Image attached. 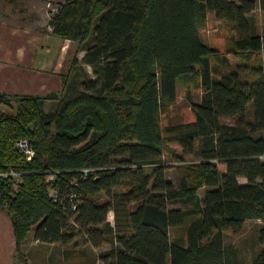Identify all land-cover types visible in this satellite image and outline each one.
Instances as JSON below:
<instances>
[{
	"label": "trees",
	"instance_id": "obj_1",
	"mask_svg": "<svg viewBox=\"0 0 264 264\" xmlns=\"http://www.w3.org/2000/svg\"><path fill=\"white\" fill-rule=\"evenodd\" d=\"M53 4L52 33L78 41L81 64L73 58L76 72L60 92L0 93L10 110L0 111V209L11 218L19 257L33 231L42 244L67 246V257L82 255L68 247L80 237L109 245L98 254L101 264H264V67L252 80L237 70L214 76L199 33L212 11L239 32L237 48L264 53V34L250 17L256 8L264 12V0ZM193 73L200 100L164 130L160 114L176 101L177 78ZM231 117L235 123L222 121ZM20 139L32 155L19 150ZM166 150L172 160L196 154L199 161L173 180ZM101 192L109 199L100 201ZM178 202L194 207L170 206ZM257 219L263 247L247 260L223 232ZM181 226L185 237H172Z\"/></svg>",
	"mask_w": 264,
	"mask_h": 264
},
{
	"label": "rangeland",
	"instance_id": "obj_2",
	"mask_svg": "<svg viewBox=\"0 0 264 264\" xmlns=\"http://www.w3.org/2000/svg\"><path fill=\"white\" fill-rule=\"evenodd\" d=\"M48 0H26L25 2L17 3L14 7L18 9L31 10V16L25 14L26 12L19 13L18 10H12L9 8L8 21L17 24H25L28 26H36L37 29H44L47 26V22L50 18L49 9H55L56 5L50 4ZM53 3V2H52ZM33 4L37 6H33ZM48 10V12H47ZM25 15V16H23ZM252 20L255 22V32L264 34V12L260 8H256L251 14ZM49 26V24H48ZM50 27V26H49ZM52 30V29H51ZM201 39L210 47V62L213 68V75L219 76L223 72L237 70L243 79L252 80L256 77V67H264V53L253 51H242L235 46V39L240 34L229 23L222 19H219L214 12H207L206 19L199 30ZM91 70V69H90ZM89 70V71H90ZM202 95V89L200 84V75L198 73L184 74L177 78V98L173 104L168 105L160 114L161 127H173L180 123L187 117L186 105L193 101H199ZM47 108V106H46ZM54 107H48L47 110H51ZM0 111H10L9 108L1 106ZM247 116L252 118V103L247 105ZM225 123H235L236 117L223 118ZM167 135V132H164ZM199 156L191 155L187 156L184 161L172 160L171 156L165 151L163 162L169 163L170 166L166 169L167 176L170 179L175 180L181 175V171L184 169L183 165L190 163H198ZM239 180L244 182L246 179L240 177ZM125 187H118L116 191H120ZM204 191V188L199 189V195ZM100 201L109 199V195L101 192L98 195ZM170 206H182L184 208L194 207L193 203H173ZM108 219L114 223L115 215L111 211L108 215ZM261 220H248L243 225L239 232H235L233 229H225L223 232L224 240L226 243H231L242 258L249 260L252 253L262 249L263 244L258 241V229ZM172 237H185V227H176L171 229ZM67 246L61 244H37L32 242V238L27 239L21 245V258L20 263L25 264H46L51 260L60 264H89L95 259H98V254L106 249H109V245H103L100 247H94L91 243L84 241V238L80 237L70 244L68 247H72L75 250H81L82 255L79 253H73L69 257L63 256ZM62 249V253H61ZM76 252V251H75ZM98 264H101L98 261Z\"/></svg>",
	"mask_w": 264,
	"mask_h": 264
},
{
	"label": "crops",
	"instance_id": "obj_3",
	"mask_svg": "<svg viewBox=\"0 0 264 264\" xmlns=\"http://www.w3.org/2000/svg\"><path fill=\"white\" fill-rule=\"evenodd\" d=\"M25 1L0 0V93L47 95L60 92L65 79L76 72L73 58L81 64L85 50L79 47L77 40L53 34L48 22L44 29L9 22V8L31 16L30 9L14 7ZM48 1L55 5L52 2L61 0ZM85 67L90 70L89 66ZM54 105V101L46 103L47 108ZM30 238L32 242L41 243L33 239V231L29 232ZM20 261L11 218L0 209V264H25Z\"/></svg>",
	"mask_w": 264,
	"mask_h": 264
},
{
	"label": "built area",
	"instance_id": "obj_4",
	"mask_svg": "<svg viewBox=\"0 0 264 264\" xmlns=\"http://www.w3.org/2000/svg\"><path fill=\"white\" fill-rule=\"evenodd\" d=\"M17 146L19 147V150L28 154V156L32 155L33 154V151L32 149L28 146V141L25 140V139H20L16 142ZM88 170H91V169H85V171H88ZM12 175H17V173L15 172H12L11 173ZM2 176H7L8 173H1ZM54 191L51 192V194H53Z\"/></svg>",
	"mask_w": 264,
	"mask_h": 264
},
{
	"label": "bare ground",
	"instance_id": "obj_5",
	"mask_svg": "<svg viewBox=\"0 0 264 264\" xmlns=\"http://www.w3.org/2000/svg\"><path fill=\"white\" fill-rule=\"evenodd\" d=\"M51 193V192H50ZM78 204V203H77Z\"/></svg>",
	"mask_w": 264,
	"mask_h": 264
}]
</instances>
